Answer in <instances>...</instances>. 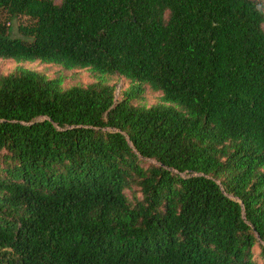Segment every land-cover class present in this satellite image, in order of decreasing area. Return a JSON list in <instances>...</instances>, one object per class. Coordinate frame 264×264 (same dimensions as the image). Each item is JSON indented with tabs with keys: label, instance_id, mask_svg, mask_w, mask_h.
Here are the masks:
<instances>
[{
	"label": "trees",
	"instance_id": "obj_1",
	"mask_svg": "<svg viewBox=\"0 0 264 264\" xmlns=\"http://www.w3.org/2000/svg\"><path fill=\"white\" fill-rule=\"evenodd\" d=\"M263 25L260 0H0V59L97 77L0 75V264L264 259Z\"/></svg>",
	"mask_w": 264,
	"mask_h": 264
},
{
	"label": "rangeland",
	"instance_id": "obj_2",
	"mask_svg": "<svg viewBox=\"0 0 264 264\" xmlns=\"http://www.w3.org/2000/svg\"><path fill=\"white\" fill-rule=\"evenodd\" d=\"M260 1L264 5V0H260ZM56 2H59V0H56ZM27 23L28 20L23 17L13 20L10 23V26L12 27V35L17 37L20 36L17 31V27L21 25H25ZM263 30H264V25H263ZM19 67L31 71H36L38 73L43 74L45 77L49 79L60 78L62 79L63 88H70L73 86H87L97 81V77L88 69H75L68 71L62 69L57 65L43 64L40 62L15 63L12 60L0 59V75L10 74L16 68ZM104 80L107 81L110 85L115 86L117 98L120 97L121 92H123L129 87L128 81L116 76L104 77ZM160 102H161V94L150 90L148 87H145V91L142 95V100L139 103L144 106L150 107L159 104ZM141 164L144 167H148L152 164H155V161L142 159ZM126 195L129 199L131 198L129 192H127ZM254 264H264V259L260 258L259 250L257 247L254 250Z\"/></svg>",
	"mask_w": 264,
	"mask_h": 264
}]
</instances>
